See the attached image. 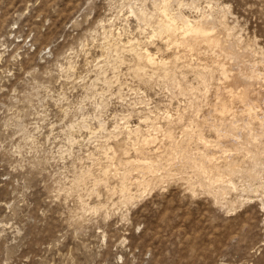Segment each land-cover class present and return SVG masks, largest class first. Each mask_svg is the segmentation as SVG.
I'll return each instance as SVG.
<instances>
[{
	"label": "rangeland",
	"instance_id": "374dc122",
	"mask_svg": "<svg viewBox=\"0 0 264 264\" xmlns=\"http://www.w3.org/2000/svg\"><path fill=\"white\" fill-rule=\"evenodd\" d=\"M159 1L0 0V264H264V129L239 113L216 147L207 103L135 70L136 41L154 63L175 50L139 16ZM173 1L264 74V0ZM124 150L140 168L111 162Z\"/></svg>",
	"mask_w": 264,
	"mask_h": 264
},
{
	"label": "bare ground",
	"instance_id": "6f19581e",
	"mask_svg": "<svg viewBox=\"0 0 264 264\" xmlns=\"http://www.w3.org/2000/svg\"><path fill=\"white\" fill-rule=\"evenodd\" d=\"M173 3H174L173 0H161L157 2L155 6L153 5L155 7V12L152 14L147 13L144 9L140 10L139 16H140L141 21L145 25L153 28L152 30L154 32L153 38L155 37V38H158L159 40L161 39V41L164 40L167 46L172 45L176 50L172 52L171 58L167 60L161 59L159 60L158 63H154V59H153L154 56L146 48L140 49L142 45L139 46L138 44H136L137 43L136 40H135L136 43L134 45L130 44L131 46L128 47L129 48L128 50L132 52L136 57V61H135L136 65L135 66L133 65V67H135V70L137 72H140V71L145 72L146 69H149L151 73V74H147L149 78L146 77V74L144 73L141 76V79L145 80L147 78L151 79V78L157 77L161 79L162 82H165L171 86L177 85V87H179L180 91L183 94L187 93L185 95L188 96V98L190 99V103H189L190 108L195 106L198 109L196 110L199 112L203 111V109H201L203 106L202 104L207 103L208 109L202 112L203 114L200 115L199 117L203 119L204 125L210 127L211 129L212 128L214 129V132L216 133V136H217V142L215 145L216 147L221 146L220 144L224 142L232 141L231 140L232 138L230 139V135L226 132L227 129L225 125L227 124H225L226 122H223V120H226L230 123L234 122V120L236 119L239 113H241L242 118L244 119V122L247 123L245 124L246 129L248 130L251 129L250 127L253 121H257L259 128L264 129V74H261L259 70L257 69V67L255 68V66L252 65V62L250 60V55L248 53L241 51V49L236 44L223 39L222 37L223 32L218 27L216 20L214 19L213 16L204 15L200 20L198 21L195 20L196 21L195 23H191L190 21H188L189 19L184 20V19L179 18L176 15L171 14V8H172ZM202 15L203 14H201V16ZM201 45H205V47L207 48L204 47L205 49L201 50L200 48ZM114 48L117 49V46ZM121 51H123L122 48H121ZM194 56L204 57L203 62L201 64L200 63L194 64V61L192 59ZM184 68L190 69L191 71H189V73L192 72L198 77L197 78L196 76H194L196 77V79H199L201 82L199 87L196 86V88H193V87L191 88L188 85H187L188 87H185L186 85H182V83H179V76L180 74H183L182 70ZM180 77H182V75ZM207 97H211L209 98L211 99L210 102H204V103L201 102L202 98L207 99ZM198 115L199 113H197L196 117H198ZM181 117H184V116H181ZM196 121L194 120L192 122L194 123ZM203 122H201V124ZM151 125L156 126V120H153ZM229 125L231 128L232 124H229ZM151 128L153 129L154 127H151ZM133 136L137 139V142L139 141L143 145H149L150 143H152L150 137L144 136L137 129L133 131L132 130L128 131V138L130 140ZM249 136L250 135H248V137ZM251 139H252V136H251ZM140 143L135 144L134 142L133 144L139 145ZM176 146H175V150L177 152L178 151L181 152L183 150L180 146L179 147L177 146V148ZM126 147H130V146H126ZM142 148L143 147H141L140 149L143 150ZM125 149H128V148H125ZM184 150L186 151L185 147H184ZM141 152L142 151H140L139 154ZM127 153H128L127 150L120 151V152L113 151L111 154L112 155L111 162H113V160L118 161V163H120V165L123 167L130 165L132 163H135L134 165H137L140 168L141 167L139 164L140 161H136L134 159L133 161L132 160L128 161L127 159H126L127 161H124L123 157L127 155ZM223 154H224L223 156L225 157L227 156L225 155V153ZM182 156L179 159L181 162L184 161L183 160L184 158ZM212 161L214 160L212 159ZM143 164H145V162H143ZM146 164H149V163H146ZM146 166H145V169L148 168V165ZM139 170H137L136 172H138ZM126 172L127 171L125 170V173ZM122 178L124 179V177Z\"/></svg>",
	"mask_w": 264,
	"mask_h": 264
}]
</instances>
